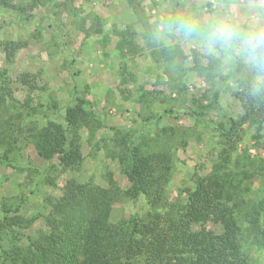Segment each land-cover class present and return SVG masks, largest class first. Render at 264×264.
I'll return each instance as SVG.
<instances>
[{
	"label": "rangeland",
	"instance_id": "obj_1",
	"mask_svg": "<svg viewBox=\"0 0 264 264\" xmlns=\"http://www.w3.org/2000/svg\"><path fill=\"white\" fill-rule=\"evenodd\" d=\"M177 19L197 32L185 35ZM222 24L234 37L214 44ZM261 29L260 0H0V74L11 88L0 93V262L27 235H52V201L93 183L113 190L116 226L157 223L173 242L172 212L200 178L220 182L237 203L264 201V69L246 42ZM76 97L82 160L64 168L31 138L50 122L67 127ZM135 145L174 157L156 209L126 193ZM253 162L260 172L241 174ZM248 207L240 210L248 221L239 215L243 251L264 264V202L257 224ZM208 227L228 237L221 224ZM132 248L123 264H149L147 248ZM164 259L182 262L173 252Z\"/></svg>",
	"mask_w": 264,
	"mask_h": 264
},
{
	"label": "trees",
	"instance_id": "obj_2",
	"mask_svg": "<svg viewBox=\"0 0 264 264\" xmlns=\"http://www.w3.org/2000/svg\"><path fill=\"white\" fill-rule=\"evenodd\" d=\"M2 1L8 6L9 0ZM252 51L256 55L260 50ZM257 58L264 62V56ZM4 76V73L0 74V93L9 95L11 88ZM83 101L79 97L74 106L68 107L67 127L50 122L33 133L31 141L40 156L59 158L64 168L73 167L82 160L76 130L80 114L84 111ZM231 121L235 124L234 119ZM131 159L128 197L138 199L144 196L153 209L158 208L164 201V185L170 180L174 157L167 152L145 154L141 147L135 145ZM252 164L256 167H253L254 171L243 169L241 174L251 177L260 172L258 163ZM115 202L111 188L94 183L80 187L75 194L52 201V235H27V246L7 255L0 264H123L126 250L133 246L149 250V264L165 262L164 256L169 252L176 254L182 261L180 264H251L240 239L243 225L239 215L245 218L247 213H240V210L247 204L257 214H252V217L258 218L263 200L256 202L248 197L237 203L224 192L220 182L200 178L185 204L172 212L173 225L170 227L176 228L175 242L169 238V232L157 223L146 225L143 221H136L116 226L111 220ZM243 220L248 221V216ZM210 221L221 224L228 237L209 228ZM258 222L259 218L255 224Z\"/></svg>",
	"mask_w": 264,
	"mask_h": 264
},
{
	"label": "clouds",
	"instance_id": "obj_3",
	"mask_svg": "<svg viewBox=\"0 0 264 264\" xmlns=\"http://www.w3.org/2000/svg\"><path fill=\"white\" fill-rule=\"evenodd\" d=\"M261 5H264V0H260ZM178 30L185 35H193L197 32L196 27L188 20L177 19L175 21ZM235 30L228 24H222L214 29L212 41L214 44H227L234 37ZM246 42L252 49H259L260 51L253 56V62L261 69H264V62H261L257 57L264 56V29L251 33Z\"/></svg>",
	"mask_w": 264,
	"mask_h": 264
}]
</instances>
